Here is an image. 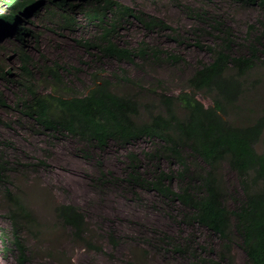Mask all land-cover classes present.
Listing matches in <instances>:
<instances>
[{
	"label": "trees",
	"instance_id": "obj_1",
	"mask_svg": "<svg viewBox=\"0 0 264 264\" xmlns=\"http://www.w3.org/2000/svg\"><path fill=\"white\" fill-rule=\"evenodd\" d=\"M42 1L11 0L9 13L0 15V28L15 29L20 41L21 70L27 80L17 108L32 128L49 136L77 138L98 150H105L111 142L129 148L150 140L153 148L145 156L152 170L143 172L139 155L130 152L129 181L152 190L168 203L179 204L187 223L206 228L220 241L219 253L195 256L194 264H232L235 243L244 251L247 264H264V151L256 148L264 136V78L252 77L259 63L264 67L263 36L250 32L244 39L246 44H238L233 28L222 17L188 8L190 17L203 20L216 34L215 45L197 42L199 49L211 55V60L198 63L187 80L189 90L177 96L162 93L159 100L162 110L157 112L153 103L142 105L136 96L120 95L113 90L117 84L133 82L123 69L122 76L114 74L117 83L102 76L103 68L94 73L83 95H71L63 89L61 70L64 67L58 62L33 74V58L25 51V37L38 43L41 38L32 29L19 27L18 16L33 14L35 17L41 11L38 5ZM230 1L264 12V0ZM51 3L61 11L62 28L70 33H77L79 17L97 23L99 33L77 43L102 65L107 60L136 65L137 59L162 65L164 55H167L165 62L174 66L186 62L146 40L137 46L122 42L119 32L122 24L135 19L148 32L172 31L164 18L119 0H51ZM203 29L196 31L205 33ZM8 76L12 72L0 60V77L7 79ZM45 82L52 84L53 91H42L37 84ZM198 94L212 104L206 106ZM257 97L262 104H256ZM0 106L8 107L1 94ZM164 161L172 165L170 170L163 167ZM12 164L0 151V187L8 224L0 226V247L5 256L12 254L17 264H28L31 253L27 237L38 240L43 225L23 196L11 187ZM225 165L237 176L235 196L228 193L223 183ZM54 214L62 230L76 244L104 252L103 246L93 239L90 223L79 207L56 204ZM110 240L114 246L118 245L115 235Z\"/></svg>",
	"mask_w": 264,
	"mask_h": 264
},
{
	"label": "rangeland",
	"instance_id": "obj_2",
	"mask_svg": "<svg viewBox=\"0 0 264 264\" xmlns=\"http://www.w3.org/2000/svg\"><path fill=\"white\" fill-rule=\"evenodd\" d=\"M119 1L164 18L173 28L168 32L152 33L132 19L119 27L123 43L137 46L146 40L164 53L178 55L186 62L174 66L165 62L167 55H164L161 56L162 65L139 59L136 65L114 60H107L102 65L77 43L79 39L88 40L99 33L97 23L79 17L77 33H70L62 28L61 11L51 0H43L38 5L41 11L35 17L33 14L18 16L19 27L32 29L41 38L38 43L36 39L25 37V51L33 58V74L58 62L64 67L61 70L63 89L71 95H83L94 73L103 68L102 76L117 83L115 75L122 76L123 69L133 82H122L113 90L120 95L136 96L142 105L153 103L157 112H161L160 95L166 91L168 95L177 96L181 91L189 90L187 80L198 63L210 62L211 55L199 49L197 42L216 43V34L205 26L203 20L190 17L188 8L222 17L221 20L233 28L238 44H246L244 39L250 32L263 36L264 44V12L260 8H246L230 0ZM9 3L11 0H0V15L9 13ZM197 29H203L205 33L197 32ZM19 42L15 29L0 28V60L12 72L7 79L0 77V94L8 106H0V151L13 163L11 187L23 196L43 225L38 240L27 237L31 253L28 264H194L195 256L219 253L220 241L206 228L187 223L179 204L168 203L152 190L129 181L130 152L139 155L143 172L151 169L145 156L153 148L150 140L140 141L129 148L111 142L105 150H98L77 138L49 136L32 128L17 108L27 80L21 70ZM252 77L264 78L261 63L252 72ZM37 84L42 91H53L50 82ZM259 89L263 91L262 86ZM198 98L206 106L212 104L201 94ZM259 103L262 104V100L257 97L256 104ZM145 114L142 109V116ZM256 148L259 152L264 151V136ZM163 167L170 170L172 165L164 161ZM222 173L228 193L237 195L236 174L228 165L224 166ZM56 204L79 207L90 223L93 239L103 246L104 252L76 244L57 222ZM5 212L6 202L0 187V226L8 225ZM112 235L118 239L117 246L110 240ZM50 253L55 256L51 257ZM231 262L247 264L246 255L237 243L232 246ZM0 264H17V261L12 254L5 256L0 247Z\"/></svg>",
	"mask_w": 264,
	"mask_h": 264
},
{
	"label": "bare ground",
	"instance_id": "obj_3",
	"mask_svg": "<svg viewBox=\"0 0 264 264\" xmlns=\"http://www.w3.org/2000/svg\"><path fill=\"white\" fill-rule=\"evenodd\" d=\"M131 208H132V207H131ZM120 210H121V209H120ZM122 211H123V210H122ZM126 212H129V211H126ZM130 213H131V212H130ZM130 213H129V214H130ZM124 214H125V213H124ZM127 214H128V213H127ZM141 216H142V214H141ZM149 216H150V215H149ZM155 221H156V220H155ZM152 222H153V221H152Z\"/></svg>",
	"mask_w": 264,
	"mask_h": 264
}]
</instances>
